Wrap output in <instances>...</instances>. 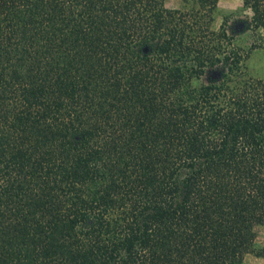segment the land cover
Returning <instances> with one entry per match:
<instances>
[{
	"label": "trees",
	"instance_id": "trees-1",
	"mask_svg": "<svg viewBox=\"0 0 264 264\" xmlns=\"http://www.w3.org/2000/svg\"><path fill=\"white\" fill-rule=\"evenodd\" d=\"M184 1L0 0V264L264 258V0Z\"/></svg>",
	"mask_w": 264,
	"mask_h": 264
},
{
	"label": "rangeland",
	"instance_id": "rangeland-1",
	"mask_svg": "<svg viewBox=\"0 0 264 264\" xmlns=\"http://www.w3.org/2000/svg\"><path fill=\"white\" fill-rule=\"evenodd\" d=\"M168 6H175L184 8L187 4L184 0H165ZM241 4V0H218V6L220 13L215 18V24L219 26L222 21V14L230 10L237 9ZM207 18V17H206ZM233 23V22H232ZM237 29L240 28L237 25ZM250 40L247 34H241L238 36V41L241 44H245ZM247 70L250 74L256 77H264V48L254 49L249 58L246 60ZM258 238L264 242V226L259 228ZM242 264H264V258L257 257L252 254L247 255Z\"/></svg>",
	"mask_w": 264,
	"mask_h": 264
},
{
	"label": "water",
	"instance_id": "water-1",
	"mask_svg": "<svg viewBox=\"0 0 264 264\" xmlns=\"http://www.w3.org/2000/svg\"><path fill=\"white\" fill-rule=\"evenodd\" d=\"M242 23H238L239 26H241Z\"/></svg>",
	"mask_w": 264,
	"mask_h": 264
},
{
	"label": "flooded vegetation",
	"instance_id": "flooded-vegetation-1",
	"mask_svg": "<svg viewBox=\"0 0 264 264\" xmlns=\"http://www.w3.org/2000/svg\"><path fill=\"white\" fill-rule=\"evenodd\" d=\"M216 74V72H213V75H215Z\"/></svg>",
	"mask_w": 264,
	"mask_h": 264
}]
</instances>
